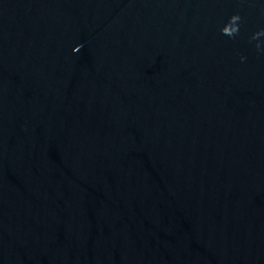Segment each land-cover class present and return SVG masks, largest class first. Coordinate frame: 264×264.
I'll return each instance as SVG.
<instances>
[{"label":"water","instance_id":"water-1","mask_svg":"<svg viewBox=\"0 0 264 264\" xmlns=\"http://www.w3.org/2000/svg\"><path fill=\"white\" fill-rule=\"evenodd\" d=\"M0 264H264V0H0Z\"/></svg>","mask_w":264,"mask_h":264}]
</instances>
